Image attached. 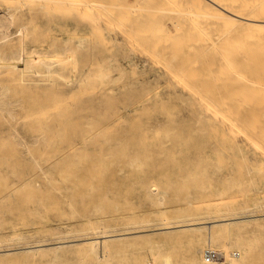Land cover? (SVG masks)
I'll return each mask as SVG.
<instances>
[{"label":"rangeland","instance_id":"obj_1","mask_svg":"<svg viewBox=\"0 0 264 264\" xmlns=\"http://www.w3.org/2000/svg\"><path fill=\"white\" fill-rule=\"evenodd\" d=\"M94 1L0 0V259L264 264V70L245 62L264 58V28L248 30L257 52L199 0L186 15L166 0ZM157 12L183 34L161 35L162 52L144 36L162 33Z\"/></svg>","mask_w":264,"mask_h":264},{"label":"bare ground","instance_id":"obj_2","mask_svg":"<svg viewBox=\"0 0 264 264\" xmlns=\"http://www.w3.org/2000/svg\"><path fill=\"white\" fill-rule=\"evenodd\" d=\"M80 1V0H79ZM81 1H83V0H81ZM92 1H94V0H91V2ZM120 1V0H119ZM137 1V0H136ZM144 1H146V0H144ZM151 1V0H150ZM153 2L155 1V0H152ZM157 1V0H156ZM168 3H171V4H174V6L176 7V6H178L177 7V10H182L183 8V10L181 11L182 12V14H184L183 13V11H188L191 7L190 6H192L193 7V5H187V7L189 8L188 10H185L186 8H185V1L186 2H189L190 3V1L191 0H166ZM180 2V1H182L183 3L182 4H177V2ZM199 1H201V2H203V3H207V4H209V6H210V9H211V16H212V19H214V20H216V19H219L220 21H229V22H232L234 25H236V26H241L242 28L241 29H236V30H234L235 31V34L236 35H238L243 41H244V43H245V45H251L252 47H253V51L255 50H257V52H258V50H259V46L262 44V41H263V39H262V37H261V35L262 34H257V33H253V34H249V32H248V30L249 29H251V28H253V29H258V28H260V29H262V28H264V0H199ZM84 2H85V0H84ZM90 2V1H89ZM95 2V1H94ZM107 2V1H106ZM149 2V1H148ZM158 2V1H157ZM93 3V2H92ZM104 3V2H103ZM147 3V2H146ZM150 3V2H149ZM159 3H161V2H159ZM90 4V3H89ZM93 4H95V3H93ZM99 4H100V2H99ZM105 4V3H104ZM109 5H110V3H108ZM113 4V3H112ZM117 4L119 5V3L117 2ZM116 4V5H117ZM153 4V3H152ZM184 4V6L183 7H181L182 5ZM188 4V3H187ZM101 5V4H100ZM115 5V4H114ZM115 5V6H116ZM147 5H151V4H148L147 3ZM166 5V4H165ZM181 5V6H180ZM114 6V7H115ZM130 7V5L128 4L127 5V7ZM152 6V5H151ZM174 6H171V7H174ZM181 7V9H180V7ZM204 6V5H203ZM99 7V6H98ZM103 7V6H102ZM120 7H121V4H120ZM134 7H135V5H134ZM141 7H144L143 5L141 6ZM146 7V6H145ZM166 7H167V5H166ZM165 7V9H174V10H176L175 8H171L169 5H168V7L166 8ZM202 7V6H201ZM95 7H93V9H94ZM105 8V7H104ZM158 8V7H157ZM107 9V8H106ZM105 9V10H106ZM131 9V8H130ZM135 9V8H134ZM151 9H155V6L153 7V8H151ZM97 10V9H96ZM100 10V9H99ZM131 10H133V6H132V9ZM147 10H149V8L147 9ZM160 10H161V8H160ZM163 10V9H162ZM161 10V11H162ZM193 10H196V9H192V12H195V11H193ZM103 11V10H102ZM109 11V10H108ZM153 11V10H152ZM160 11V12H161ZM164 11H166V10H164ZM105 12V11H104ZM140 12H142V11H140ZM154 12V11H153ZM159 12V11H158ZM157 12V14H156V17L154 18V19H156L155 21H157L158 20V22H157V24L159 25L158 27H157V25L155 24L154 25V23L155 22H153V26L155 27L156 26V28L157 29H160L162 26H160V24L163 22H161V23H159V16L157 17V15H160L159 13ZM168 12H170L171 13V11H168ZM173 12H175V11H173ZM191 12V13H192ZM125 13V12H124ZM165 13V12H164ZM167 13V12H166ZM187 13V12H186ZM190 13V14H191ZM101 14H103V13H101ZM108 14V13H107ZM106 14V15H107ZM125 14H128V13H125ZM131 15H132V11H131V13H130ZM130 14H128V15H130ZM136 14V13H135ZM139 14V13H138ZM153 14V13H152ZM169 14V13H168ZM168 14L166 15V16H168ZM176 13H174V14H172L173 16L175 15ZM179 14V13H178ZM178 14H176V16L178 15ZM182 14H180V16L181 17H183L184 15H186V14H184V15H182ZM189 14V13H188ZM189 14V16H191ZM192 14H195V13H192ZM198 14V13H197ZM200 14H202L201 12H200ZM208 14V13H207ZM122 15H124V14H122ZM140 15V14H139ZM161 15L163 16V14L161 13ZM172 15H169L168 17H170L171 18V16ZM108 16V15H107ZM144 16V15H143ZM172 16V17H173ZM176 16H174L173 18H171V21L172 20H174V19H176L175 17ZM188 16V17H189ZM193 16V15H192ZM126 17V16H125ZM127 17H129V16H127ZM126 17V18H127ZM139 17H141V16H139ZM161 17V16H160ZM164 17H165V15H164ZM168 17H166V18H168ZM181 17H179V19L181 18ZM202 17V16H201ZM200 17V18H201ZM141 18H143V17H141ZM140 18V20H142ZM147 18H149V17H147ZM151 18V17H150ZM153 18H151L152 20H153ZM165 18V21H167L168 22V20H169V18L168 19H166ZM187 17L185 16V19H186ZM190 18V17H189ZM189 18H187V20H185V21H187V22H185L184 24H185V27L187 26V24L188 23H190V25H195V24H191V22H188V20H189ZM192 18H195V16H193ZM191 18V19H192ZM197 18V17H196ZM195 18V19H196ZM130 20H131V18H129ZM145 19V18H144ZM190 19V20H191ZM199 19V18H198ZM204 19V18H203ZM160 20H162V19H160ZM164 20V19H163ZM183 20H184V18L182 19V20H180V21H182L181 22V24L183 23ZM193 20V19H192ZM197 20V19H196ZM196 20H195V22H196ZM120 21V20H119ZM138 21V20H137ZM144 21V20H143ZM154 21V20H153ZM171 21L169 20V22L171 23ZM176 21V20H175ZM177 21H178V19H177ZM176 21V22H177ZM199 21H200V19H199ZM202 21V20H201ZM200 21V22H201ZM203 21H205V20H203ZM132 22V21H131ZM130 22V23H131ZM133 22H135L136 23V21H133ZM144 22H146V21H144ZM148 22H151V21H148ZM169 22H168V24H169ZM174 21H172V23H173ZM207 22V21H206ZM147 23V22H146ZM187 23V24H186ZM193 23V22H192ZM197 24L199 23V22H196ZM116 24V23H115ZM114 24V25H115ZM134 24V23H133ZM137 24V26H138V28H139V23L137 22L136 23ZM141 24H144V23H141ZM148 24V23H147ZM152 24V22L149 24V25H151ZM163 25H165L164 23H162ZM161 24V25H162ZM178 24H179V22H178ZM197 24H196V26H197ZM120 25V24H119ZM132 25V24H131ZM174 25V24H173ZM173 25H171V26H173ZM190 25H189V27H190ZM134 26V25H133ZM143 26V28H144V26L145 25H142ZM152 25L149 27V29L150 28H152L153 27ZM182 26H183V24H182ZM198 26H199V24H198ZM222 26V25H221ZM134 27H136V26H134ZM146 27V29H147V26H145ZM175 27H176V25H175ZM179 27H181V25L179 26ZM201 27V26H200ZM200 27H198L199 29L198 30H201L202 31V27H201V29H200ZM129 28H131V27H129ZM137 28V29H138ZM142 27H141V29H143ZM172 28V29H171ZM173 28L174 27H168V29L169 30H173ZM184 28V27H183ZM187 28V27H186ZM186 28H185V30H186ZM192 28V27H191ZM240 28V27H239ZM135 29V28H134ZM134 29H132V30H134ZM152 29H154V28H152ZM163 31H164V34H163V31H161L162 33H160V34H158V33H153V35H151L150 33H151V31L152 30H150V32H149V30H148V32H145L146 33V35H144L145 36V38H147V36H148V38H147V40H145L147 43H150L149 45L151 46V47H153L154 46V44H152V43H155V40H157V38H159L157 41H159V40H162V43L163 42H165V41H163V38L161 39L160 37H162L161 35H163V37L164 36H168V34H170L171 36H172V40L174 41V37H173V33L174 34H180V32H178V33H175V30H174V32H172V34L170 33V32H168L167 33V29H166V27L164 28H161ZM179 29V28H178ZM181 29H182V27H181ZM232 28H230V30H231ZM123 30V29H122ZM140 30V29H139ZM230 30H229V32H230ZM142 31V30H141ZM141 31H140V33H141ZM157 31V30H156ZM179 31V30H178ZM191 31H192V29L190 30V36H191V34H193V33H195V32H192L191 33ZM197 31V30H196ZM234 31H231L232 33L234 32ZM153 32H155L154 30H153ZM204 32H206V31H204ZM227 32H228V30L225 32L226 34H225V36L223 37V38H228L229 36L230 37H232L230 34H231V32L230 33H228V35L229 36H226L227 35ZM149 33V34H148ZM182 33V32H181ZM183 33H184V31H183ZM188 33V32H187ZM187 33H184L185 34V36H186V34ZM217 33H219V32H217ZM224 32H222V34H223ZM264 33V32H263ZM167 34V35H166ZM202 34V33H201ZM142 35V34H141ZM149 35L151 36L150 38L151 39H149ZM157 35V36H156ZM169 35V36H170ZM181 35V34H180ZM196 35V34H195ZM204 35V34H203ZM205 35H206V33H205ZM209 35V34H208ZM232 35H234V34H232ZM129 36V35H128ZM154 36H155V39H154ZM159 36V37H158ZM170 36V37H171ZM183 36V34L181 35V37ZM190 36H187V37H189V39H191L190 38ZM207 36V35H206ZM218 36V35H217ZM235 36V35H234ZM157 37V38H156ZM169 37V38H170ZM197 37V36H196ZM219 37V36H218ZM142 38V37H141ZM144 37H143V39H145ZM165 38V37H164ZM167 38V37H166ZM165 38V39H166ZM177 38V37H176ZM202 38V37H201ZM208 38H209V36H208ZM211 38V37H210ZM139 39V38H138ZM142 39V40H143ZM179 39V38H178ZM182 39H185V42H186V37L185 38H181V40ZM198 39H199V36H198ZM197 39V40H198ZM203 39V38H202ZM220 39H222V37L220 38ZM235 39V38H234ZM150 40H152V41H150ZM171 40V41H172ZM176 40V39H175ZM201 40V39H200ZM204 40V39H203ZM135 41H136V39H135ZM137 41H139V40H137ZM168 41H170L169 39H168ZM172 41V42H173ZM220 41H222V40H220ZM230 41V40H229ZM234 41V40H233ZM146 42H145V44H146ZM183 42H184V40H183ZM183 42H182V44H180V46H182V47H180V48H182L181 50H183L184 52H185V50L186 49H189V47H190V49L192 48V49H196V47L195 48H193V46H195V44H197V43H199L198 41H197V43L196 42H193V45H192V47H191V44H189V46H187L186 47V49L184 48V44H183ZM187 42H188V40H187ZM192 42V41H191ZM217 42V41H216ZM138 43V42H137ZM158 43V42H157ZM166 43H168V42H166ZM176 44V42H173V44ZM205 43H208V42H205ZM212 43V42H211ZM211 43H209L208 45H206L207 47H209V45L211 46L212 44ZM241 43V42H240ZM139 44H141V43H139ZM161 44V43H160ZM168 44H170V42L168 43ZM187 44V43H186ZM187 44V45H188ZM203 44V43H202ZM201 44V45H202ZM216 46H218V47H216V48H220L219 47V45H218V43L216 44V43H214ZM222 44V43H221ZM235 44H236V42H235ZM163 45H165V46H163V47H160L159 49H160V51H161V48H165L166 47V44H164L163 43ZM199 45H200V43H199ZM198 45V46H199ZM200 45V46H201ZM204 45V44H203ZM202 45V46H203ZM215 45H214V47H215ZM223 45V44H222ZM244 45V44H243ZM142 46H143V44H142ZM159 46H161V45H159ZM168 46H170V45H168ZM167 46V47H168ZM174 46V45H173ZM177 46H179V43H178V45ZM197 46V45H196ZM205 45L202 47V49L204 50L205 48L207 49V47H206ZM235 46H239V44H236ZM235 46L234 45H231L230 47L231 48H235ZM144 47V46H143ZM157 47V46H156ZM226 47H227V45H226ZM150 48V47H149ZM158 48V47H157ZM169 48V47H168ZM177 48L178 47H176L175 48V46H174V50H177ZM197 48H200L201 49V47H197ZM216 48H212V46H211V48H209V49H212V50H210V52L212 51L213 53L214 52H216L217 50H216ZM155 48H153L152 50H154ZM172 49V48H171ZM185 49V50H184ZM208 49V50H209ZM214 49H215V51H214ZM242 49V48H241ZM144 50H145V48H144ZM151 50V51H152ZM180 50V51H181ZM220 50V49H219ZM219 50H218V52H219ZM147 51H149L148 49H147ZM157 51V50H156ZM167 51V50H166ZM180 51H178L179 53H180ZM192 51V50H191ZM191 51L189 50L188 52H190L191 53ZM162 52V51H161ZM174 52V51H173ZM177 51H176V54H175V52L173 53V54H171V55H173L174 56V54L175 55H177V53H178ZM204 52H205V50H204ZM203 52V53H204ZM218 52H216V53H218ZM225 52V50L223 51V53ZM152 53H154V52H152ZM160 54L159 53V51H157L156 53H154V54ZM171 53V52H170ZM170 53L169 54H167V60H166V62H165V60L163 59V62L162 63H166V65L165 66H167L166 68H168V65H169V67H172V66H170L171 64L173 65V63H171L170 64V62H168V65H167V61H168V58H170V60L169 61H171V55H170ZM179 53H178V55H179ZM199 53V52H198ZM203 53L201 54V55H203ZM209 53V51L207 52V54ZM216 53H214V55H216L217 56V54ZM231 53V52H230ZM246 53V52H245ZM161 54H163V53H161ZM183 54H185V53H182V55ZM187 54V53H186ZM204 54H206V53H204ZM253 54V53H252ZM163 55H166V54H163ZM163 55H158V56H163ZM168 55H169V57H168ZM181 55V54H180ZM179 55V56H180ZM190 55V54H189ZM210 55V54H209ZM213 55V54H212ZM236 55V54H235ZM30 56V55H29ZM39 56V55H38ZM247 56V55H246ZM262 56V55H261ZM175 57V56H174ZM173 57V58H174ZM224 57H226V55L224 56ZM242 57V56H241ZM177 58V57H176ZM203 58V57H202ZM206 58V57H205ZM209 58V57H208ZM227 58V57H226ZM26 59V58H25ZM157 59V58H156ZM160 59H162V58H160ZM175 59V58H174ZM196 59V58H195ZM200 59V58H199ZM225 59V58H224ZM249 59V58H248ZM28 60V61H27ZM26 61V67H31L32 65V62H31V58L30 59H27ZM33 60V59H32ZM210 60V59H209ZM216 60V59H215ZM229 60V59H228ZM37 61V60H36ZM174 61V60H173ZM172 61V62H173ZM177 61V60H176ZM191 61V60H190ZM190 61L188 62V63H190ZM207 61V60H206ZM242 61V60H241ZM34 62V61H33ZM193 62H195V61H193ZM227 62V61H226ZM245 62H247L248 63V65H250V66H253L252 68L254 69V66H255V69H256V67H258L261 71L262 70H264V58H261L260 56H258V58H257V56L255 55V54H253L252 55V57L250 58V60H248V61H245ZM228 63H229V61H228ZM13 64H17V62L16 61H14L13 62ZM176 64V63H175ZM193 64H195V63H193ZM227 64V63H226ZM233 64V63H232ZM47 65H49V64H47ZM179 65V64H178ZM185 65V64H184ZM215 65V64H214ZM231 65V64H230ZM240 65V64H239ZM242 65V64H241ZM14 67H16V65L14 66ZM174 67V66H173ZM230 67H232V66H230ZM234 67V66H233ZM245 67V66H244ZM24 68H25V66H24ZM23 68V69H24ZM48 68V67H47ZM50 68V67H49ZM216 68V67H215ZM247 68V67H246ZM169 70H170V68H168ZM181 69V68H180ZM186 68H183V70H185ZM244 69V68H243ZM251 69V68H250ZM252 69V70H253ZM15 70V69H14ZM49 70V69H48ZM170 71H172V70H170ZM179 71V70H178ZM254 72H256L257 73V71L256 70H254ZM173 73V72H172ZM188 73V72H187ZM248 73V72H247ZM258 73H260V74H258V75H254L253 77H254V79H255V82H256V79H258V80H260V81H263V79H264V73L263 72H258ZM47 74V73H46ZM173 74H175V73H173ZM176 75H178V73H176ZM244 75V74H243ZM249 75V74H248ZM187 75H185V77H186ZM177 77H179V76H177ZM245 77V76H244ZM244 77H242V78H244ZM258 77V78H257ZM183 78H184V76H183ZM180 80H181V78H180ZM183 80V79H182ZM243 80V79H242ZM244 80H245V78H244ZM247 80H248V78H247ZM247 80H245V83H246V81ZM188 81V80H187ZM249 82L251 81L250 79L248 80ZM182 82H184V81H182ZM186 82V81H185ZM190 82H191V80H190ZM248 82V83H249ZM252 82V81H251ZM250 82V83H251ZM259 82V81H258ZM187 83V82H186ZM193 83V82H192ZM191 83V84H192ZM241 83H243V82H241ZM189 84V83H188ZM187 84V85H188ZM190 86V85H189ZM192 86V85H191ZM246 87V86H245ZM247 88H248V85H247ZM250 89V88H249ZM244 91H246V90H244ZM255 91V90H254ZM253 92V91H252ZM213 93H215V92H213ZM249 92H247L246 93V95L248 94ZM208 94V93H207ZM216 94V93H215ZM256 94V93H255ZM201 95H203V94H201ZM217 95V94H216ZM241 96H243V94L241 95ZM248 96V95H247ZM201 97V96H200ZM199 97V98H200ZM205 97V96H204ZM242 98V97H241ZM208 98H204V102H206V100H207ZM243 99V98H242ZM236 100V99H235ZM244 100V99H243ZM208 101V100H207ZM212 101V100H211ZM210 100L208 101V103H210L211 102ZM215 100H213L212 102H214ZM254 101V100H253ZM252 101V102H253ZM232 101H230L229 102V105H230V103H231ZM243 102V101H242ZM256 102H257V100H256ZM217 103V102H216ZM216 103H210V106L206 103V105H208L209 107H211V106H214V108L216 107L217 108V105H215ZM254 103V102H253ZM214 104V105H213ZM223 104V103H222ZM232 104V103H231ZM234 104V103H233ZM251 104V103H250ZM250 104H248V105H250ZM225 105V104H224ZM236 105H237V103H236ZM240 105V104H239ZM247 105V104H246ZM218 106H221V105H219L218 104ZM226 107H228L227 105H226ZM230 107V106H229ZM228 107V108H229ZM251 108H254V106L252 107V106H250ZM212 108V107H211ZM211 109V110H215V109ZM219 108V107H218ZM216 109V111L217 110H219V109ZM228 108H226V109H228ZM231 108V107H230ZM250 108V109H251ZM249 109V108H248ZM247 109V110H248ZM249 109V110H250ZM264 109V108H263ZM224 110H225V107H224ZM254 110V109H253ZM220 111V110H219ZM226 112H228L227 110H225ZM224 111V112H225ZM241 111H243L242 109H241ZM257 111H259V110H257ZM263 111V110H262ZM262 111H261V113H262ZM221 112H222V110H221ZM221 112H220V114H221ZM247 112H249V111H247ZM214 113V112H213ZM223 113V112H222ZM230 113V112H229ZM225 114V113H224ZM235 114V113H234ZM249 114V113H248ZM239 115V114H238ZM241 115V114H240ZM244 116V115H243ZM242 116V117H243ZM238 117V116H237ZM235 218H228L227 220H226V223L227 224H229V223H231L233 220H234ZM219 221V220H218ZM190 225H193V224H190ZM185 226V225H184ZM170 227V226H169ZM174 227H176V226H174ZM173 227V228H174ZM168 228V227H167ZM171 228V227H170ZM165 229V228H164ZM109 235V234H108ZM119 235V234H118ZM109 236H111V235H109ZM108 236V237H109ZM39 246V245H38ZM37 247V246H36ZM5 251V250H4ZM220 252L223 254L225 251H221L220 250ZM220 259H222V257L221 258H219V259H217V260H213V262L212 263H214V262H218V261H221ZM228 259V258H227ZM207 260V259H206ZM208 261V260H207ZM0 264H9V262L6 260V259H0Z\"/></svg>","mask_w":264,"mask_h":264},{"label":"built area","instance_id":"obj_3","mask_svg":"<svg viewBox=\"0 0 264 264\" xmlns=\"http://www.w3.org/2000/svg\"><path fill=\"white\" fill-rule=\"evenodd\" d=\"M205 256L208 261H213L223 257V254L219 250L208 249L205 252Z\"/></svg>","mask_w":264,"mask_h":264}]
</instances>
